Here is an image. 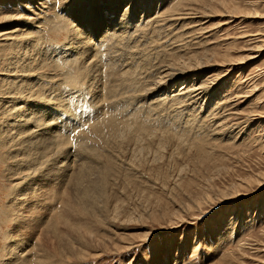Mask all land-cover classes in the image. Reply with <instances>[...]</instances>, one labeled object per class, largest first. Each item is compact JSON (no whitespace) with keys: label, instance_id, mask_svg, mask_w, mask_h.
<instances>
[{"label":"rangeland","instance_id":"obj_1","mask_svg":"<svg viewBox=\"0 0 264 264\" xmlns=\"http://www.w3.org/2000/svg\"><path fill=\"white\" fill-rule=\"evenodd\" d=\"M37 1L0 0V13L15 15L0 21V264L31 247L36 257L26 254L21 264H264V0ZM124 13L127 34L104 36L106 28L121 25ZM26 16L34 28L25 24ZM109 19L115 25H107ZM74 25L86 32L80 38L86 54L95 43L103 48L85 64L81 53L68 52ZM14 27L22 29L32 54L45 56L38 54L46 62L41 69L37 58L15 69L27 68L17 85L38 77L30 95L41 96L36 104L27 103L29 90L5 81L15 68V46L1 34ZM65 51L68 62L59 58ZM166 61L184 64L197 78L159 83ZM194 80V99H176L180 87ZM202 80L208 87L196 90ZM158 97L163 100L155 102ZM15 103L27 116L44 108L45 119L73 117L75 126L81 123L76 132L86 130L78 137L63 131L59 156L51 162L70 169L49 197L39 196L43 189L35 183L53 175L51 166L18 178L31 167L20 165L21 159L40 160L43 149L16 150L25 137L7 121ZM108 112L122 123L116 131L105 125ZM33 188L26 209L46 214L45 220L56 212L63 225L37 232V217L18 223L14 199ZM19 231L41 236L40 244L17 237ZM76 237L87 255L67 258Z\"/></svg>","mask_w":264,"mask_h":264},{"label":"bare ground","instance_id":"obj_2","mask_svg":"<svg viewBox=\"0 0 264 264\" xmlns=\"http://www.w3.org/2000/svg\"><path fill=\"white\" fill-rule=\"evenodd\" d=\"M58 1V0H57ZM68 1V0H67ZM66 1V2H67ZM15 2V0H12V4ZM30 2V1H29ZM42 1L40 0V1H37L36 3H39V4H37V5H40V3H41ZM48 2V1H47ZM31 3V2H30ZM60 3V2H59ZM131 3H132V1H131ZM30 5V4H29ZM46 5H48V4H46ZM60 5V4H59ZM235 5H237V7H238V4L236 3ZM18 6V5H17ZM22 6V5H21ZM43 6V5H42ZM49 6V5H48ZM47 6V7H48ZM1 7V6H0ZM19 7H20V5H19ZM28 9H29V11H32V8L30 9V7H28V6H26ZM32 7V6H31ZM47 7L46 8H42V10L43 9H47ZM58 7V6H57ZM60 7H63V6H60ZM240 7V6H239ZM2 8V7H1ZM37 8V7H36ZM65 8V7H64ZM67 8H69V7H67ZM117 8L118 7H116V2H114V4H113V10H112V12L113 13H117ZM233 9H234V6L232 7ZM7 9V8H6ZM60 9V8H59ZM228 9H231V8H228ZM238 9V8H237ZM49 10V9H48ZM28 11V12H29ZM34 11V10H33ZM35 11H37V10H35ZM44 11V10H43ZM63 11V10H62ZM65 11H67L66 9H65ZM235 11H236V9H235ZM39 12V11H38ZM46 12H48V11H46ZM57 12H58V9H57ZM229 12V11H228ZM234 12V11H233ZM237 12V11H236ZM30 13H32V12H30ZM40 13V12H39ZM54 13H55V11H54ZM65 13V12H64ZM63 13V14H64ZM222 13V12H221ZM44 14V13H43ZM57 14V13H56ZM58 14H59V12H58ZM63 14H61V15H63ZM232 14V13H231ZM32 16H33V14H31ZM14 16L15 15H11V16H9V15H6L5 13H0V21H3V20H7V19H9V18H14ZM17 16V15H16ZM19 16V15H18ZM38 17V15H36L35 14V17ZM47 16V15H46ZM60 16V15H59ZM127 16H128V14L127 13H124V15H123V17L121 18V25H119V26H116V28L114 29V30H112V29H107L106 28V30H105V33H104V36H106V37H109V38H111V35H113L114 33L115 34H118L119 33V35H124L125 33L127 34V29H125V20H128V19H126L127 18ZM36 17V18H37ZM55 17V16H54ZM63 17V16H62ZM114 17H115V15L112 17L113 19H114ZM19 18H21L22 19V17H19ZM24 18V17H23ZM34 19V18H33ZM41 19V18H40ZM36 21V20H35ZM45 21V20H44ZM69 21H70V19H69ZM9 22V21H8ZM143 22H144V20H143ZM29 24V26L31 27H35L34 26V22H32L31 20H29V17H27L26 16V18H25V24ZM37 22H35V24H36ZM105 23H107V25H109V24H111V25H115V22L114 21H111L110 19L109 20H107ZM141 24V23H140ZM139 24V25H140ZM38 25V24H37ZM61 25H63V23L61 24ZM130 25V24H129ZM138 25V24H137ZM137 25H135V26H137ZM143 25V24H142ZM145 25V24H144ZM151 25H153V24H151ZM76 25H74V26H72L73 28H69L70 29V31L71 32H73L74 33V37H73V39L70 41L69 40V43L67 44V45H71V49H69L68 50V52L70 53L71 52V56H74V54L75 55H79L80 53H81V56L83 57L82 58V62L85 64L90 58H91V60H92V57H93V55H95L94 54V52H97L98 50H103V48L102 49H96V47H95V44H94V48H90V52L88 53V54H86V51L84 50V47H85V44H86V42H85V40L84 41H82L81 39L85 36V30L84 29H82V28H80L78 25H77V27H75ZM91 27V26H90ZM126 27H128V25H126ZM130 27H132V25L130 26ZM129 27V28H130ZM138 28V27H137ZM27 29H29V28H27ZM67 29V28H66ZM136 29V28H135ZM4 30V32L1 34V35H4V36H6V41H11L8 45H10V46H15V48H14V52H15V55H14V57L12 58V60L14 61L15 60V68H14V70H11L10 71V73L11 74H9V75H6L5 77H7L6 78V83H11L13 86H18V88H20L21 89V91H24V90H29V94L28 93H26L27 95H29V97H30V99L29 100H27V103H30V104H36V99H39L40 100V98H41V96H40V98H36V99H32L33 97L32 96H30V95H32L31 94V92L32 91H34V90H32V87H34V83L35 82H38V77H37V80H36V76H35V74L34 75H29V78H27L26 80H24V79H20V81H19V83L18 84H20V85H17V78H20V77H23V78H25V76L26 75H24L25 73H26V69L27 68H24V69H21V70H15V69H17L18 67H20V66H28V65H34V64H36V63H33V61L34 60H36V58H37V60L39 61L40 59H39V57H38V54L40 53V56H41V58L43 57H45L44 56V54H41V52H34V54H32V48H31V44L30 43H27V42H25V40H23V39H25V37H23V36H20L19 35V31H21L22 29L21 28H19V27H14V28H7V29H3ZM31 30V29H30ZM131 31H134V30H131ZM135 32V31H134ZM133 32V33H134ZM71 34V33H70ZM125 34V35H126ZM136 35V34H135ZM25 36H27V35H25ZM32 36V35H31ZM39 36V35H38ZM69 36V35H68ZM114 37H115V35H113ZM112 36V37H113ZM116 36H118V35H116ZM113 37V39H115ZM119 37V36H118ZM124 37V36H123ZM126 37V36H125ZM27 39H29V40H31L30 39V37H26ZM36 38V37H35ZM38 38V37H37ZM81 38V39H80ZM69 39V38H68ZM121 39V38H120ZM123 39V38H122ZM76 40V41H75ZM116 40V39H115ZM125 40V39H124ZM136 40V39H135ZM37 41V40H36ZM113 40H111V42H112ZM117 41H119L118 40V38H117ZM123 41V40H122ZM128 41H131V40H128ZM127 41V39H126V42H128ZM121 42V41H120ZM124 42V41H123ZM162 42V41H161ZM38 43V42H37ZM140 43V42H139ZM138 43V44H139ZM110 44H115L114 42H112V43H109V45L108 46H110ZM118 44H120V43H117V45ZM36 45V44H35ZM122 45V43L120 44V46ZM112 46V45H111ZM116 45H114L113 47H115ZM124 46V45H123ZM126 46H128V45H126ZM137 46V45H136ZM122 47V46H121ZM105 48H107V47H105ZM112 48V47H111ZM117 48H120V47H117ZM123 48V47H122ZM125 48V47H124ZM39 49V48H38ZM56 49H58V48H56ZM61 49H62V47H61ZM116 49V47L114 48V50ZM128 49V48H127ZM131 49V48H130ZM136 49V48H135ZM37 50V49H36ZM110 50H113V49H110L109 48V50H108V52H110L111 53V51ZM35 51V50H34ZM49 51V50H48ZM57 51H59V50H57ZM136 51V50H135ZM50 52V51H49ZM60 52H64V51H60ZM66 52L67 51H65V54H64V56L66 57ZM67 52V53H68ZM73 52V53H72ZM106 52V51H105ZM104 52V53H105ZM129 52V51H128ZM127 52V53H128ZM43 53H44V51H43ZM103 53V52H102ZM103 53V54H104ZM55 54V53H54ZM61 54V53H60ZM86 54V55H85ZM102 54V55H103ZM32 55V56H31ZM62 55V54H61ZM97 55V54H96ZM102 55H101V57H102ZM58 56H60V55H58ZM67 56H70L69 54L67 55ZM98 56V55H97ZM105 56V55H104ZM50 57V56H49ZM62 57L61 58V56L59 57L60 58V61H65V59H67L68 57ZM107 57H109V54L107 55ZM119 57V56H118ZM103 58V57H102ZM116 59H117V57H115ZM95 59V58H94ZM122 59V58H121ZM11 60V61H12ZM44 60V59H43ZM35 61V62H38L39 64H38V67H36V69H41L42 67H43V64H46V62L45 61ZM68 60H71V59H67L66 61L68 62ZM77 60V59H76ZM75 60V61H76ZM111 60V59H110ZM196 60H197V58H196ZM198 60H200V59H198ZM197 60V61H198ZM65 61V62H66ZM74 61V60H73ZM72 61V62H73ZM120 61V60H119ZM118 61V62H119ZM123 61V60H122ZM125 61V60H124ZM185 61H187V59L185 60ZM45 62V63H44ZM51 62H52V59H51ZM59 61L57 60V63H58ZM166 62H169V61H166ZM193 62V64H195L194 63V60L193 61H191V63ZM18 63H21V64H18ZM81 63V62H80ZM121 63V62H120ZM186 63V62H185ZM196 63H198V62H196ZM200 63H201V61H200ZM203 63V62H202ZM66 64V63H65ZM127 64H128V62H127ZM126 64V65H127ZM168 64V63H167ZM186 64H188V63H186ZM199 64V63H198ZM60 65V64H59ZM62 65H64V64H62ZM61 65V66H62ZM70 65V64H69ZM164 66V65H163ZM166 67H165V69H163L161 66H159V68L161 67L162 69H163V71H162V69L160 70L163 74H162V76L164 77L163 78V81H161L162 79L160 78V82L159 83H161L162 84V82L164 83H166V85H167V83H174V82H177L178 81V79L180 78V79H182V78H185L186 77V79H190V77L193 75V77H191V78H193V79H196L197 78V76L196 75H194V74H192V73H190L189 71H187V68H186V66H184V64H183V66H181V65H178V66H180V67H174V61L171 63V62H169V64L168 65H165ZM176 66V65H175ZM191 66V65H190ZM189 66V67H190ZM58 67V66H57ZM186 69H185V68ZM192 67H193V65H192ZM199 67V66H198ZM35 69V70H36ZM54 69V68H53ZM155 70V69H154ZM13 71V72H12ZM36 72V71H35ZM160 72V73H161ZM39 73V72H38ZM57 75V74H56ZM158 75V74H157ZM160 75V74H159ZM191 75V76H190ZM161 75H160V77H162ZM144 77V76H143ZM157 77V76H156ZM41 78V77H40ZM39 78V79H40ZM159 79V78H158ZM158 79H156V80H158ZM28 80H30V81H28ZM41 80V79H40ZM57 80V79H56ZM155 80V81H156ZM133 81H134V79H133ZM140 81V80H139ZM138 81V82H139ZM154 81V82H155ZM184 81V80H183ZM187 81V80H186ZM191 81V80H190ZM204 80H202L201 82L199 81V83H204L203 82ZM158 82V81H157ZM188 82V81H187ZM28 83V84H27ZM137 83V82H136ZM197 81L196 80H194V82L193 83H191L189 86H182V87H180L181 89L179 90V93H177V95H175L176 96V99H177V97L178 98H181V97H183V98H187V97H189L188 99H194V96H192V90H194L193 88H195V86L197 85ZM132 84V83H131ZM131 84H129V85H131ZM158 84V83H157ZM201 84H200V87H198V88H196V90L197 89H203V88H205V87H208V86H206V84L204 83L202 86H201ZM22 85H25V87L24 86H22ZM135 85H137V84H135ZM156 85V84H155ZM154 85V86H155ZM164 85V84H163ZM91 86V85H90ZM101 86V85H100ZM89 87V86H88ZM94 87V86H93ZM93 87H91V88H93ZM118 87V86H117ZM132 87V86H131ZM160 87H162L161 85H158L157 87H153V88H160ZM164 87H166V86H164ZM150 88V87H149ZM148 88V89H149ZM167 88V87H166ZM165 88V89H166ZM177 89V88H176ZM26 90V91H27ZM102 90V89H101ZM106 90V89H105ZM146 90V89H145ZM152 90V89H151ZM154 90V89H153ZM159 90H161V89H159ZM164 90V89H163ZM167 90V89H166ZM195 90V91H196ZM38 91V90H37ZM132 91V90H131ZM157 91V90H156ZM39 92V91H38ZM47 92V91H46ZM145 92V91H144ZM151 93H152V91H150ZM201 92H203V91H201ZM11 93V92H10ZM34 93H36V92H34ZM33 93V94H34ZM43 93V92H42ZM41 93V94H42ZM59 93V92H58ZM154 93V92H153ZM157 93V92H156ZM164 93V92H163ZM194 93H196V92H194ZM197 93H200V91H198ZM44 94V93H43ZM52 94V93H51ZM64 94V93H63ZM118 94V93H117ZM120 94V93H119ZM150 94V93H149ZM176 94V93H175ZM36 95V94H35ZM39 95H40V93H39ZM46 95H47V93H46ZM78 95H79V93H78ZM89 95V94H88ZM87 95V96H88ZM153 95V94H152ZM154 95H156V94H154ZM162 95V94H161ZM196 95V94H195ZM198 95V94H197ZM201 95V94H200ZM203 95V94H202ZM43 96H45V95H43ZM42 96V97H43ZM62 96V95H61ZM77 96V95H76ZM180 96V97H179ZM35 97V96H34ZM37 97V96H36ZM39 97V96H38ZM83 96L81 95L80 96V98H82ZM165 97H167V96H165ZM172 97V96H171ZM44 98V99H43ZM42 99L43 100H45L46 101V99H47V97L45 96V97H43ZM73 98H74V96H73ZM114 98L116 99V96H114ZM124 98V97H123ZM126 98V97H125ZM128 98V97H127ZM163 98V97H162ZM161 98V99H162ZM168 98V97H167ZM82 99H84L85 100V98L83 97ZM110 99V98H109ZM118 99V98H117ZM158 99H159V97H158ZM161 99H159V101L157 100V101H155V102H160V101H162ZM164 99H166V98H164ZM182 99V98H181ZM180 99V100H181ZM187 99V100H188ZM197 99V98H196ZM195 99V102H197L198 100H196ZM8 100V99H7ZM13 100H14V98H13ZM13 100H10L9 102H11V101H13ZM79 101L81 100V99H78ZM112 100H114V99H112ZM119 100V99H118ZM117 100V101H118ZM154 100V99H153ZM199 100H201V99H199ZM86 101V100H85ZM85 101L83 102V103H85ZM111 101V100H110ZM186 101V100H185ZM189 101V100H188ZM7 102V101H6ZM166 102H168V101H166ZM179 102H181V103H183L184 102V100H181V101H179ZM201 102V101H200ZM39 103V102H38ZM80 103H82V102H80ZM79 103V104H80ZM163 103V102H162ZM188 103V102H187ZM198 103V102H197ZM17 104V105H16ZM50 104V103H49ZM60 104V103H59ZM58 104V105H59ZM74 104V103H73ZM77 103H75V105H76ZM88 104V103H87ZM109 104H111V102L109 103ZM161 104V103H160ZM19 105V103H15L14 105H12L11 106V109L14 111V112H12L11 113V117H9L8 118V120L7 121H9L10 120V124H12V126H13V129H18V131L16 132V134L17 135H21V136H24L25 137V139H24V141L22 142V144H20V146H17L16 147V150H21V149H24V150H31V149H43V156H41V159L40 160H36V159H33L32 161L30 160V162L26 159H21V164L20 165H25V164H30V166L31 167H29V171H28V173H24V174H21V176L20 177H18L19 179H24V178H26L28 175H34V174H36L37 172H38V170H40L41 168H43V167H47L48 169L50 168V166H51V169H54V172L53 171H50V173L51 174H53V175H48L47 176V178L45 179V181H43V182H41V183H39V182H36L35 183V186L36 187H38L39 189H43V190H40L37 194L40 196V194H43V193H46V194H44L45 196L47 195V197H49L50 196V194H56V193H58V190H54L52 187L54 186V184H59L60 182H61V180H64V175L66 174V172L70 169V165H68V166H66V167H62L63 165H61V163H59V164H54V163H52L51 162V158L52 157H56V156H59V147H58V142L63 138V135H64V133H63V131L65 130L66 131V129L67 130H69L71 133H72V136L73 137H75V136H77L78 137V135L79 134H81V132H84V131H86V130H84V131H79V132H76V129H75V127H77V126H79V128H80V125H81V123H80V125H79V122H78V125H74V123H72V116H70V117H72L70 120H71V122H70V120H68V119H66V120H64V119H62L61 120V118L62 117H59L60 119H55V120H57L60 124H58V122L57 121H55L56 123H54L53 121H51L50 120V118L49 119H45L44 118V116L48 113H46L45 111L47 110H45L44 108H42L41 109V111H38V112H33V113H30V115H28L27 116V112L25 111V110H23L22 109V107H24V106H18ZM82 105V104H81ZM91 105V104H90ZM92 105L94 106V107H96L97 109H100V105L99 106H97V104L96 103H92ZM107 105V104H106ZM161 105H163V104H161ZM61 106V105H60ZM73 106V105H72ZM83 106V105H82ZM87 106H89V104L87 105ZM110 106V105H109ZM158 106V105H157ZM56 107V106H55ZM78 107H79V105H78ZM77 107V108H78ZM102 107V106H101ZM63 108V107H62ZM171 108V107H170ZM10 109V108H9ZM10 109V110H11ZM56 109H57V111H58V108L56 107ZM61 109V108H60ZM65 109V108H64ZM75 109H76V106H75ZM79 109V108H78ZM88 109V108H87ZM62 110V109H61ZM68 110V109H67ZM66 110V111H67ZM71 110H73L72 108H70V112H74V111H71ZM89 110V109H88ZM101 110V109H100ZM168 110V109H167ZM170 110V109H169ZM173 110V109H172ZM57 111H56V113H57ZM77 111V110H76ZM75 111V112H76ZM84 111V110H83ZM105 111V110H104ZM107 111V110H106ZM164 111V110H163ZM59 112V111H58ZM66 113V112H65ZM67 113H69V112H67ZM78 113V112H77ZM94 113V112H93ZM109 113V112H108ZM157 113V112H156ZM72 114V113H71ZM95 114V113H94ZM68 115V114H67ZM92 115V114H91ZM102 115H103V113H102ZM62 116V115H61ZM75 116V115H74ZM98 116V115H97ZM99 116H101V114L99 115ZM98 116V117H99ZM12 117H15L16 119L15 120H13L14 118H12ZM79 117V116H78ZM64 118H65V114H64ZM76 118H77V116H76ZM101 118V117H100ZM104 118H105V125L107 126V127H109L111 130L112 129H115V131L116 130H118V128H119V126H120V124H122V123H120V121H118L119 119H117V117H115L113 114H110L109 113V115L107 114L106 116H104ZM165 118V117H164ZM79 119V118H78ZM82 119V118H81ZM84 119V118H83ZM157 119V118H156ZM162 119V118H161ZM160 119V120H161ZM103 120V119H102ZM163 121V120H162ZM77 122V121H76ZM102 122V121H101ZM123 122V121H122ZM161 122V121H160ZM124 123H125V121H124ZM123 123V124H124ZM77 124V123H76ZM100 124V123H99ZM95 126V125H94ZM92 132V131H91ZM97 133V132H96ZM165 133V132H164ZM7 135V134H6ZM82 136V135H81ZM106 136V135H105ZM88 137V136H87ZM71 138V137H70ZM72 139V138H71ZM94 139V138H93ZM96 139V138H95ZM11 140H16V138H13V139H11ZM17 145V144H16ZM13 149H14V147H13ZM50 152H54L52 155H50ZM49 155H48V154ZM111 157V156H110ZM62 163H64V162H62ZM48 164H50V165H48ZM49 173V174H50ZM263 175H264V173H263ZM15 179V178H14ZM262 179H264V177L262 178ZM35 179L33 178V181H34ZM258 181H261V179H259ZM154 182V181H153ZM260 183H263V180H262V182H260ZM46 187H48V188H46ZM34 189L35 188H33V189H29V190H27L22 196H20V197H18V198H15L14 199V201L16 202L17 201V205H18V210H17V214H21L20 216H19V218H17V220H18V223H23V224H25L26 222H33L35 219H36V217H37V220L36 221H38V222H36V227L34 228V231H40V229L41 230H43V231H45V232H49L50 231V229L51 228H56L59 224H64L65 222H63V223H61V222H59V221H56L55 220V218L53 217L54 215H58V216H60V214H58V213H53L50 217H48V219L47 220H45V218H46V214H39L38 213V211H33V208H31V209H26L28 206H29V202H28V197H26V196H30V197H32L34 194H35V191H34ZM209 197V196H208ZM198 206V205H197ZM39 223V224H38ZM38 228H40V229H38ZM37 231V232H38ZM61 233L62 232H59V235L61 236ZM16 236L17 237H19V236H23L24 238H28L29 240H32L33 242H35V244H36V246H38L39 244H40V242H41V236H37V235H33V234H31V233H29V234H24V232L23 231H19L17 234H16ZM244 244V243H243ZM241 246H243V245H241ZM245 248V247H244ZM26 249V248H25ZM25 249L20 253V252H16V253H14L12 256H11V258H10V262H8V264H21L22 263V260H23V257H25V255L26 254H32V257H31V259L30 260H33L35 257H36V254H35V252H34V250H33V248L31 247V248H29L28 250H27V252H24L25 251ZM70 249H71V252H70V254H66V257L67 258H70L71 257V255L73 254V255H79V256H82V257H84L85 255H87V252H86V250L84 249V247L82 246V244H81V239L80 238H78V237H76V238H73V239H71V243H70ZM62 256H64L65 257V255H62ZM164 261V260H163ZM155 264H157V263H155Z\"/></svg>","mask_w":264,"mask_h":264}]
</instances>
